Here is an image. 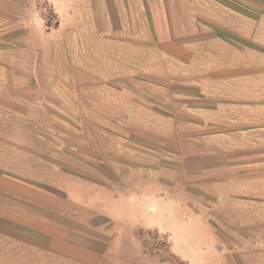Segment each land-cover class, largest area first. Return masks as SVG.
<instances>
[{
  "label": "rangeland",
  "instance_id": "1",
  "mask_svg": "<svg viewBox=\"0 0 264 264\" xmlns=\"http://www.w3.org/2000/svg\"><path fill=\"white\" fill-rule=\"evenodd\" d=\"M245 1L254 4L257 0ZM79 7L66 8L79 19L70 33V66L63 56L64 48L68 49L66 35L56 39L63 50L55 53L54 64L35 66L39 70L44 68L46 76L53 77L57 84L70 76L76 87L9 88L0 96V172L8 173L9 178L17 174L55 177L57 181L63 174L80 177L82 183L87 182L89 196L95 190H104L109 213L112 190L116 198H124L129 205L135 203L136 209L120 205L126 215L160 212L159 203L152 201L159 199L160 188L167 180L168 229L135 225L129 246L121 248L119 254L111 251L106 261L108 264H189L177 254L183 235L176 229L185 230V234L197 231L194 241L199 242L203 226L208 224V208L213 204L211 181L250 174L249 169H240L239 153H213L209 148L223 142L230 145L246 141L253 137L250 134L264 130V106L256 103V83L261 84L262 80L264 85V11L251 6L241 8L248 15L258 17L257 33L233 38L230 31L222 30L221 34L233 40L217 42L212 57L208 58L207 49H200L198 59L193 60L195 51L185 48L181 84L170 73L144 72L152 52L148 43L135 39L139 27L134 23L135 0L103 3L85 0ZM31 8L35 24L46 31L59 32L63 13L57 3L37 0ZM106 14L114 20V25L100 23ZM261 15L263 19H259ZM96 34L101 38L99 57ZM29 47L24 46L23 57L30 62L33 54ZM128 62L133 63L129 72ZM96 66L102 72L97 74ZM116 66L119 69L113 74L119 75V81L111 89L112 82L106 79L113 76L112 69L117 70ZM191 68L205 72L193 74L187 70ZM127 84L129 90L120 89ZM212 89L224 94L225 100L210 107L213 114L208 113L206 101L203 110L197 113L193 102H199ZM176 90L183 91L184 97L175 98ZM128 92L133 97L128 98ZM98 95L100 100L95 98ZM177 106L183 109L179 116L174 113ZM257 107L263 108L262 111H257ZM41 161L55 162L56 174L55 170L37 163ZM231 162L236 164L233 173L230 167H225ZM213 166H218L214 177L207 173ZM252 170L255 175L256 171ZM1 186L0 206L15 205L11 202L15 198L6 199ZM99 200L97 197L89 201V206ZM88 210L90 230L104 217L92 207ZM106 219L113 224L112 217Z\"/></svg>",
  "mask_w": 264,
  "mask_h": 264
},
{
  "label": "crops",
  "instance_id": "2",
  "mask_svg": "<svg viewBox=\"0 0 264 264\" xmlns=\"http://www.w3.org/2000/svg\"><path fill=\"white\" fill-rule=\"evenodd\" d=\"M36 1L0 0V96L9 88L18 90L25 87H76L70 76L62 84H57L53 77L46 76L44 68L39 70L35 66L54 64L57 56L55 53L63 50L56 39L64 35L68 37L69 50L67 49V53L64 48L63 56L65 62L71 64L70 33L79 19L71 14L70 10L66 11V8H80L79 4L85 0H49L57 3L63 13L58 33L46 31L43 26L35 24L31 4ZM96 1L103 3L104 0ZM248 5L264 11V0H257L254 4L245 0H135L134 23L139 26L135 39L148 43L152 52V59L147 62L144 72L170 73L183 84L185 61L182 51L185 48L195 51L193 60L198 59L200 49H207L209 58L213 56L211 52L215 51L213 46L217 42L233 40L221 34L222 30L230 31L233 38H246L257 33L258 17L241 10L250 7ZM262 15L259 19H263ZM128 22L130 24L132 21ZM100 23L112 26L114 20L106 14ZM100 39V35L96 34L97 57ZM25 45L30 46L28 50L33 54L30 62L25 61L23 57ZM220 47L222 49L221 44ZM130 66H133L132 62L127 63V72L130 71ZM116 67L117 70L113 67L112 74L118 71L119 68ZM68 70L70 75L71 69ZM187 70L193 74L205 72V69L200 68ZM100 72L101 68L96 66V73ZM106 80L112 82L111 89H114L119 75L113 74ZM128 87V84L121 85L120 89L129 90ZM256 91L257 106L263 107L262 80L261 84L256 83ZM127 95L128 98L133 97L130 92ZM15 96H18V93ZM114 96L118 97V94ZM183 97L184 92L176 90L175 98ZM225 97L212 89L208 95L202 97L203 102L201 99L193 104L199 113L206 101L208 113L213 114L214 111L210 107L224 101ZM95 98L101 99L100 95ZM182 105L183 102H180L179 106ZM258 109L262 111L263 108L257 107V111ZM174 113L179 116L183 109L177 106ZM250 135L253 137L246 141L239 140L231 142L230 145L229 142H223L209 148V152L213 153H239L237 158L240 169L245 167L249 169L247 172L250 174L226 177L218 182L214 178L211 181L209 189L213 188V204L208 208V224L203 226L199 242L194 241L197 231L185 234V230L180 232L176 229L183 235V243L178 247L177 254L189 264H264V130ZM37 163L55 170L54 175L56 174L55 162ZM234 166L235 162L225 165L226 168L230 167L231 173L235 170L232 168ZM253 168L255 175L252 174ZM217 169L218 166H213L207 173L213 174L214 177ZM63 175L64 177L57 181L55 177L37 178L26 174L9 178L8 173L0 172V178L3 176L0 184L5 198H15L11 201L15 202V205L7 203L0 206V264H108V253L112 251L113 254H119L121 248L129 246L135 225L168 229L167 180L160 188L159 199L152 201L154 204L159 203L160 212L155 215H137L134 212L126 215L120 205L129 204L124 198H116L114 190L109 213L104 202V190H95L97 192L89 196L85 180L82 183L80 177ZM97 197L100 198L99 202L89 206V201ZM72 205L75 209H72ZM91 207L96 214L104 218L100 224L89 230L88 209ZM128 207L137 208L135 203ZM106 217H112L110 222L113 224H109ZM218 218L219 223L216 224Z\"/></svg>",
  "mask_w": 264,
  "mask_h": 264
}]
</instances>
